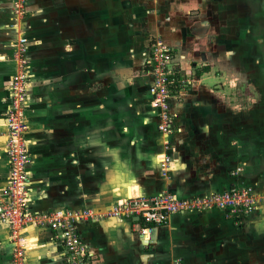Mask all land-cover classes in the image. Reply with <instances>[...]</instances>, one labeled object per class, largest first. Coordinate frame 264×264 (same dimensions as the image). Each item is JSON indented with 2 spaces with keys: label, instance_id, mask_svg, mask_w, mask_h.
I'll list each match as a JSON object with an SVG mask.
<instances>
[{
  "label": "crops",
  "instance_id": "obj_1",
  "mask_svg": "<svg viewBox=\"0 0 264 264\" xmlns=\"http://www.w3.org/2000/svg\"><path fill=\"white\" fill-rule=\"evenodd\" d=\"M214 5L224 2L26 0L31 213H104L134 191L185 199L246 186L260 198L240 224L218 210L173 214L149 240L130 219L78 223L89 264H264V116L255 108L247 115L236 110L202 82L218 59L207 45L222 18ZM236 8L242 21L244 6ZM13 18L11 0H0V203L9 171L3 114L17 71ZM154 37L180 50L178 70L191 79L172 103L174 132L167 136L149 106L146 67ZM192 61L200 63L187 70ZM205 66L208 72L194 80ZM167 151L174 164L163 179L156 156ZM22 237L23 264H67L49 228L28 226ZM14 245L0 223V264H10Z\"/></svg>",
  "mask_w": 264,
  "mask_h": 264
},
{
  "label": "built area",
  "instance_id": "obj_2",
  "mask_svg": "<svg viewBox=\"0 0 264 264\" xmlns=\"http://www.w3.org/2000/svg\"><path fill=\"white\" fill-rule=\"evenodd\" d=\"M11 1L12 13L20 20L24 14V0ZM25 40L20 38L14 45L16 53L14 52L13 58L17 62V71L11 78L8 104L3 114L5 155L9 171L0 203V223L8 226L10 238L17 245L12 264H23L25 240L22 232L28 226L47 227L54 232V238L64 248L67 264H89L88 250L81 239L77 224L96 221L91 212L57 210L33 214L28 209L30 200L27 192L26 166L30 160L25 138L27 124L24 114L28 85L25 82L26 72L22 67L24 61L21 60L25 52ZM172 59L170 50L161 45L151 51L148 60L150 66L148 75L152 78L149 88L150 105L157 113L158 130L165 135L172 134L173 122L169 114L171 87L179 86V80H173L178 71L175 67L169 66ZM166 161L169 162L167 159ZM255 200V194L249 188H235L185 199H180L170 192L144 197L134 191L131 197H124L116 202L109 217L119 219L125 216L131 220L137 218L140 224L136 226L140 237L149 240L154 228L164 224L173 214L218 210L240 224L254 210Z\"/></svg>",
  "mask_w": 264,
  "mask_h": 264
},
{
  "label": "rangeland",
  "instance_id": "obj_3",
  "mask_svg": "<svg viewBox=\"0 0 264 264\" xmlns=\"http://www.w3.org/2000/svg\"><path fill=\"white\" fill-rule=\"evenodd\" d=\"M224 2L223 8L220 5H214L215 8L213 9L215 13H221L222 18L219 19L216 24H214V32L216 35H212L214 40L208 41L207 45L208 48L212 49V57L218 58L214 59L212 63L210 62L211 71L208 72L207 75H202L201 79L202 82L206 85H209L212 89V93L214 96L222 97L223 102H228L234 107L237 106L238 109L243 111L246 115L248 114L247 110L256 109V113L261 114L260 116H264V0H222ZM238 1V2H237ZM20 2V0H18ZM23 2V0H22ZM242 3V4H241ZM239 5L244 6V15L242 16V21L239 18L238 13L236 12ZM218 7V8H217ZM222 8V9H221ZM23 12L22 18L19 20L13 13V20L10 25L11 28H14L16 33L18 34V38L15 44L18 42L20 38L26 39L25 43V52L21 56V60L24 61L22 64L23 69L26 72V79L25 82L29 86L30 82L28 80L27 74V67H28V54H29V41L22 30L23 20L26 17V0L23 2ZM11 12H12V1H11ZM241 21V22H240ZM239 22V24H238ZM220 29V30H219ZM221 31V32H220ZM225 35H230L229 38H226ZM234 32L233 34H231ZM216 44V45H214ZM166 46L172 56L173 59L169 63L171 68L180 69V63H184V58L181 60L180 57L183 54H179L180 50L175 49L172 45H168L165 41L154 37L151 39L149 43V54L156 46ZM13 47V46H12ZM15 47H13V52ZM210 51V50H209ZM211 52V51H210ZM16 53V52H15ZM216 56V57H215ZM149 58V56H148ZM147 58V65L150 69L148 64ZM205 58V57H203ZM210 60V59H208ZM200 62L192 61L189 65H186L185 68L187 70H191V68L195 69L196 66ZM21 67V66H20ZM229 68L231 70H229ZM147 70V73L149 71ZM197 70V69H196ZM181 71V70H180ZM191 73V71H190ZM176 76V75H175ZM173 77V80L179 79V86L178 87H171V98L169 100V114L171 115L172 122L174 123L173 118V109L172 103L173 101L179 100V95L184 91V89H188L191 85V79L187 78L182 74V71L179 73V78ZM194 76H192L193 78ZM152 84V78L149 76V85H148V95L149 99V106L151 96L149 94V88ZM173 86V85H171ZM182 95V94H181ZM180 95V96H181ZM27 101V100H26ZM26 110V103L24 107V112ZM153 114L157 118V126H158V117L156 111L151 107ZM229 112H234V108H228ZM158 130V127H156ZM172 133L174 132V125L171 127ZM158 132H160L158 130ZM160 134H162L160 132ZM167 136L165 134H162ZM170 135V134H168ZM170 144L168 142V138L164 141L163 145ZM169 146V145H168ZM168 149V148H166ZM166 159L169 161L167 162ZM30 160V158H29ZM156 160L159 163V174L161 178L167 179L169 177L170 168H172L174 164V158L167 153L160 154L156 156ZM239 170H235L234 172H230L232 177H236L238 175ZM239 188H249L253 192L254 190L251 187L241 186ZM137 193V192H136ZM163 193V192H162ZM255 194V192H254ZM140 195V194H139ZM124 197H119L113 203L109 210L104 213H97L93 212L90 209H86L87 212H91L92 216L96 217L97 221H101L103 219H109L110 211L112 207L116 204V202ZM255 208L250 213V215L256 210L258 200L260 199L259 196L255 194ZM203 212V211H202ZM222 212V211H221ZM115 219V218H111ZM129 219L128 217H121L116 220H124ZM131 220V219H130ZM90 223L92 221H87L86 223ZM95 222V221H93ZM137 228V227H136ZM136 233H138V228L136 229ZM140 236V235H139ZM11 242H13L11 240ZM15 243V242H13ZM17 245H14L12 251V259L10 264L13 262V256L16 252ZM19 249V247H18ZM24 261V259H23ZM174 263L181 264L180 260H175Z\"/></svg>",
  "mask_w": 264,
  "mask_h": 264
},
{
  "label": "trees",
  "instance_id": "obj_4",
  "mask_svg": "<svg viewBox=\"0 0 264 264\" xmlns=\"http://www.w3.org/2000/svg\"><path fill=\"white\" fill-rule=\"evenodd\" d=\"M146 68H147V70L149 69L148 68V65H147ZM176 71H178L177 74H176V76H177V78H179L180 71L177 68H176ZM203 72H208V67L207 66L201 67L199 70H197V71L194 72V75H193L194 76V80H198L199 77H200V74L203 73Z\"/></svg>",
  "mask_w": 264,
  "mask_h": 264
},
{
  "label": "water",
  "instance_id": "obj_5",
  "mask_svg": "<svg viewBox=\"0 0 264 264\" xmlns=\"http://www.w3.org/2000/svg\"><path fill=\"white\" fill-rule=\"evenodd\" d=\"M138 219L137 218H133V221H137Z\"/></svg>",
  "mask_w": 264,
  "mask_h": 264
},
{
  "label": "bare ground",
  "instance_id": "obj_6",
  "mask_svg": "<svg viewBox=\"0 0 264 264\" xmlns=\"http://www.w3.org/2000/svg\"><path fill=\"white\" fill-rule=\"evenodd\" d=\"M134 193V192H133Z\"/></svg>",
  "mask_w": 264,
  "mask_h": 264
}]
</instances>
